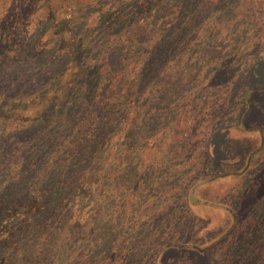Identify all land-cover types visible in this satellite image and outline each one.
<instances>
[{
  "label": "trees",
  "instance_id": "16d2710c",
  "mask_svg": "<svg viewBox=\"0 0 264 264\" xmlns=\"http://www.w3.org/2000/svg\"><path fill=\"white\" fill-rule=\"evenodd\" d=\"M235 1L0 0V64L7 49L15 57L19 51L40 56L37 48L51 44L41 53L47 56L41 66L0 77V109L9 112L0 115V264H44L53 252L50 243L63 238L65 226L77 225V205L93 230L110 194L130 207L170 190L194 199L195 186L211 174L205 167L212 151L205 144L208 133L203 138L202 130L195 131L203 110L188 106L194 91L184 87L200 85L193 80L207 67L212 75L218 69L222 16L233 19ZM240 2L245 13L263 18L264 0ZM30 22L36 37L24 38L33 44L17 38L28 33ZM22 43L29 49L22 50ZM229 70L221 72L225 79L214 90L211 115H221L214 109L224 107L219 95L231 82ZM186 94L180 113L178 101ZM182 116L179 127L173 121ZM156 142L167 157L154 160L151 151L144 161L143 151ZM193 147L201 160L189 164ZM263 161L248 158L241 173L232 172L255 174L260 195L247 215L232 208L237 219L231 233L239 247L224 264H264Z\"/></svg>",
  "mask_w": 264,
  "mask_h": 264
},
{
  "label": "rangeland",
  "instance_id": "374dc122",
  "mask_svg": "<svg viewBox=\"0 0 264 264\" xmlns=\"http://www.w3.org/2000/svg\"><path fill=\"white\" fill-rule=\"evenodd\" d=\"M233 4V12H236L233 19L227 21L222 16L219 45L215 52L220 63L217 64L218 69L212 75L210 67H207L198 79L193 80L200 85L191 87L189 84L184 87L194 91L188 106L197 104L203 110L195 131L202 130L198 136L203 138L208 133L205 144H210L212 151L209 155L211 164L205 167L211 174L202 176L205 180L195 186L194 199L189 202L186 200L187 194L184 197L182 193L170 190L166 195H145V200L140 198L130 207L128 203L115 201L110 194L107 198L110 205L104 219L101 222L94 221L96 226L93 230H87L89 225H85V216L88 214L77 205L73 212V216L79 220L77 225L69 228L65 226L61 232L63 238L50 243L53 252L44 256V264H224L225 260L236 256L239 245L238 242L235 243V236L231 232L237 216L231 212L232 208L239 206L247 215L248 210L255 207L256 196L260 195H255V192H259V188L255 186V174L249 173L247 177H242L241 174L234 175L232 172L241 173L248 158L255 164L264 160V14L255 12L263 17L260 19L254 13H245L247 5L241 4L240 0ZM71 5L74 4H68V10ZM36 12V15L43 14L44 6ZM34 18L35 16H31V19ZM33 25L30 22L28 33L19 34L17 38L25 39L26 35L35 39L36 31L31 30ZM49 33L48 30L45 39ZM24 41L34 42L29 39ZM50 45L47 43L44 46L48 48ZM21 46L22 50L29 49L25 43ZM45 47L37 48L40 56L19 51L21 56L17 57L13 56L11 48H5L7 50L4 49V52L7 54L0 64V77H13L26 69L41 66L47 57L42 55L46 52H42ZM2 58L1 54L0 62ZM223 64L224 67L221 68ZM228 65L230 67L227 68ZM228 69L227 75H230L231 82L222 87L219 95L224 107L214 109L220 116L211 115L209 108L216 97L214 90L217 91L216 87L223 84L221 80L225 79V75H221V72ZM206 83L208 90L201 89L200 86ZM231 94L230 100L226 99L225 96ZM187 99L189 97L186 94L178 101L180 113L185 112ZM5 114H9L7 109H0V115ZM12 116L23 117L22 114ZM182 120L183 116L173 122L183 127L185 124ZM213 129L215 130L212 132ZM168 134L171 137L172 132L169 131ZM156 143L153 148L143 151L144 161L149 160L147 158L151 151L154 152V160L167 157L161 156L165 150L164 145ZM196 145L198 146L193 144ZM193 150L195 154L190 156L189 164H194L193 160H201L196 157L199 148L193 147ZM107 182L111 187V177ZM176 182L177 180H171L169 184ZM121 197L123 195L119 199ZM162 210L163 216H157ZM146 214L149 215V221L142 224ZM67 232L76 234V238L66 237ZM87 233L89 234L85 237ZM228 235H233V238Z\"/></svg>",
  "mask_w": 264,
  "mask_h": 264
}]
</instances>
